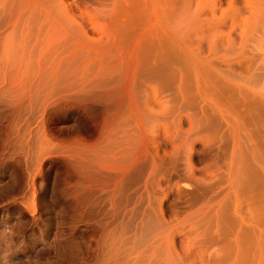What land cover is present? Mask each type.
<instances>
[{
  "label": "rangeland",
  "instance_id": "obj_1",
  "mask_svg": "<svg viewBox=\"0 0 264 264\" xmlns=\"http://www.w3.org/2000/svg\"><path fill=\"white\" fill-rule=\"evenodd\" d=\"M4 78L0 264H264V0H0Z\"/></svg>",
  "mask_w": 264,
  "mask_h": 264
},
{
  "label": "bare ground",
  "instance_id": "obj_2",
  "mask_svg": "<svg viewBox=\"0 0 264 264\" xmlns=\"http://www.w3.org/2000/svg\"><path fill=\"white\" fill-rule=\"evenodd\" d=\"M4 79H5V78H4ZM4 79H3V80H4ZM11 79H12V78H11ZM11 79H10V81L8 80L9 82L6 81V79H5L6 84H5L4 87H2V89L0 90V91H2V92H0V93H2V94H1V97H0V102H1V101H2V102H5V103L8 102L9 104H8L7 107H9V105H15V107L19 108V110H20V108H22V112H21L22 115H21V116H23V111H24V110H23V106H24V103H25V99H26V98L28 99V100H26V103H27V101H30V98H32L33 100H32V99H31V100L34 101V100H35V99H34L35 97H34V94H32V93H33V89H36V87H38V88H39L38 90H40V88L43 87L42 85H44V84H42V83H43V80H44V81H49V80H48L47 78H46V80H45L44 78H42L43 80H42L41 78H40V80H39V78L36 79V80H33L34 78H31V80H29V79H30V78H29V79H27V83H26V84H28V85L25 84V86H30V87H26V89L29 88V90H26L25 88H24V89H23V88H16V89H15V85H14V80H15V79L12 80V81H13L12 84L14 85V87H13L12 84L10 83V82H11ZM25 80H26V79H25ZM25 80L23 79L22 82L25 81ZM20 81H21V80H20ZM20 81L18 82V84L20 83ZM22 82H21V84H22ZM2 83H3V81H2ZM15 83L17 84V82H15ZM24 83H25V82H23V85L19 84V85H17V86H20V85H21V86L23 87V86H24ZM48 83H49V82H46V84H48ZM50 83H52V80L50 81ZM50 83H49V85H50ZM56 83H57V82H56ZM3 84H4V83H3ZM10 84H11L12 87L10 86ZM40 85H41V86H40ZM49 85H46V87L44 88V90H45ZM17 86H16V87H17ZM21 86H20V87H21ZM25 86H24V87H25ZM38 90H37V91H38ZM46 90H47V89H46ZM46 90H45V91H46ZM40 91L43 92V90H40ZM41 92L38 93V96H42V95H41ZM34 93H35V94L37 93L36 90H34ZM39 94H40V95H39ZM36 95H37V94H36ZM5 97L8 98V99H6V101H4V100H5V99H4ZM33 97H34V98H33ZM36 98H37V96H36ZM123 98H124V97H123ZM123 98H121V99H123ZM15 99H16V100H15ZM35 101H37V99H36ZM119 101L121 102V100H119ZM117 102H118V101H117ZM122 102H123V101H122ZM122 102H121V104H122ZM32 103H34V102H32ZM35 103H36V102H35ZM35 103H34V108H35ZM46 103H47V102H46ZM46 103H45V104H46ZM123 103H125V100H124ZM28 104H29V102H28ZM38 104H39V102H38ZM40 104L42 105L41 102H40ZM40 104H39V105H40ZM45 104H44V105H45ZM117 104H118V103H117ZM30 105H31V104H30ZM44 105H43V106H44ZM118 105H120V104H118ZM122 105L125 106V104H122ZM32 106H33V104H32ZM36 106H37V105H36ZM120 106H121V105H120ZM37 107H40V106H37ZM37 107L35 108V110H37V112H38L39 110H38ZM118 107H119V106H118ZM11 108H12V107H11ZM29 108H31V107L29 106ZM14 109H16V108H14ZM26 109L28 110V108H26ZM118 109H119V108H118ZM17 110H18V109H17ZM29 110H30V109H29ZM32 110H34V109H32ZM35 110H34L33 113H35L34 115L36 116L37 113L35 112ZM40 110H41V108H40ZM43 110H44V109H43ZM43 110H42V111H43ZM122 110H123V109H122ZM15 111H16V110H15ZM120 111H121V110H120ZM17 112H18V111H17ZM25 112H28V113H29L30 111H24V113H25ZM39 112H40V111H39ZM39 112H38V113H39ZM12 113H15V112L12 111ZM33 113H32V114H33ZM123 113H124V112H123ZM15 114H17V113H15ZM43 114H44V113H43ZM119 114H120V112H119ZM119 114H118V115H119ZM121 114H122V113H121ZM18 115H19V114H18ZM18 115H17V116H18ZM25 115H28V114L25 113L23 117H25ZM122 115L124 116V114H122ZM17 116H16V118H17ZM21 116H20V117H21ZM35 116H34V118L37 117V116H36V117H35ZM39 116H40V115H39ZM41 116H42V115H41ZM123 116H120V117L122 118ZM32 117H33V116H32ZM32 117H31V118L29 117V119H30V120L33 119ZM21 118H22V117H21ZM37 118H38V117H37ZM39 118H40V117H39ZM39 118H38V119H39ZM115 118H116V116H115ZM23 119L25 120L26 118H23ZM116 119H117V118H116ZM19 120L22 121V119H19V118H18V121H19ZM27 120H28V119H27ZM106 120H107V119H106ZM109 120H110V119H109ZM113 120H114V119H113ZM120 120H123V121H124V119H120ZM45 121H46V120H45ZM115 121H116V120H115ZM115 121H114V122H115ZM22 122H23V121H22ZM33 122H34V121H33ZM33 122H29L28 124L31 123L32 126H33ZM102 122H103V121H102ZM105 122H107V121H105ZM108 122H111V121H108ZM116 122H117V121H116ZM116 122H115V123H116ZM39 123H43V122H39ZM45 123H46V122H45ZM103 123H104V122H103ZM119 123H120V122H119ZM119 123H118V124L116 123L118 126H116L113 122H112V124H111V123H107V124H109V125H107V124H106V125L109 126V127L106 126L105 128H109V129H110V125H112V126L115 125V127L119 128L120 125H121V126L123 125V124H120V125H119ZM18 124H19V122H18ZM21 124H22V123H21ZM31 124H30V125H31ZM52 124H53L52 127H55V128H56L58 123H57V122H54V123H52ZM124 124H125V123H124ZM24 125H25V124H24ZM26 125H27V124H26ZM34 125H35V124H34ZM39 125H40V124H39ZM42 126H44V125L42 124L41 127H42ZM104 126H105V125H104ZM104 126H102V127L104 128ZM21 127H22V126H21ZM23 127H24V126H23ZM38 127H39V126H37L36 128L38 129ZM49 127H51V126H49ZM115 127H113V130L115 129ZM123 127H124V126H122V129H121L122 133H123V130H124V128H125V127H124V128H123ZM24 128H25V127H24ZM28 128H29V127H28ZM31 129H32V128H31ZM42 129H43V128H42ZM42 129H40V130H38V131H41ZM56 129H57V128H56ZM56 129H55V131H56ZM20 130H21V129H20ZM27 130H28V129H27ZM29 130H30V129H29ZM33 130H34V129H33ZM51 130H52V129H51ZM103 130H104V129H103ZM106 130H107V129H106ZM113 130L111 129V132H112ZM34 131H35V130H34ZM52 131H53V130H52ZM22 132H23V130H22ZM29 132H30V131H29ZM102 132H103V131H102ZM111 132L109 131V133H111ZM35 133H36V131H35ZM35 133H34V134H35ZM39 133H40V132H39ZM39 133H37V134H39ZM53 133H54V131H53ZM104 133H107V132H104ZM104 133H103V134H104ZM37 134H36V135H37ZM97 135H98V134H97ZM104 135H105V134H104ZM104 135H103V136H104ZM29 136H30V135H29ZM31 136H32V135H31ZM100 136H102V135H100ZM94 137H95V136H94Z\"/></svg>",
  "mask_w": 264,
  "mask_h": 264
}]
</instances>
